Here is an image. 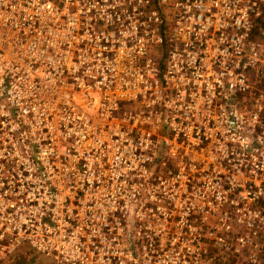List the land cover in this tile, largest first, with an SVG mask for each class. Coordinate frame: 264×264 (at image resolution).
<instances>
[{"label":"built area","instance_id":"1","mask_svg":"<svg viewBox=\"0 0 264 264\" xmlns=\"http://www.w3.org/2000/svg\"><path fill=\"white\" fill-rule=\"evenodd\" d=\"M261 18L264 0H0V264L24 244L51 264L177 253L191 189L219 190L220 229H264Z\"/></svg>","mask_w":264,"mask_h":264},{"label":"rangeland","instance_id":"2","mask_svg":"<svg viewBox=\"0 0 264 264\" xmlns=\"http://www.w3.org/2000/svg\"><path fill=\"white\" fill-rule=\"evenodd\" d=\"M89 97L94 102L98 100L97 93H92ZM85 109L91 115L96 114ZM218 194L219 190L213 189L177 191L174 207L180 212L176 217L185 218H179L175 223L177 230L174 234L177 242H184L183 245L177 246V253H143L134 250L132 246L129 249L131 252L124 254L126 261L130 260L131 264H250L253 258L256 261L251 264H264V229H258L251 237L248 236V230L239 224H232L228 230L220 229L219 209L211 201L212 198L217 201ZM190 208L198 211L195 217L188 214ZM188 224L192 227L187 226ZM184 234H188V238ZM239 235L248 236L249 243L237 241L236 237ZM129 238L121 241L126 249L131 243ZM139 242L143 241L140 239ZM27 246L28 244H24L21 250L3 264H51L50 260ZM107 257L104 253L96 255L95 262L105 264ZM111 261L115 262L113 254Z\"/></svg>","mask_w":264,"mask_h":264},{"label":"trees","instance_id":"3","mask_svg":"<svg viewBox=\"0 0 264 264\" xmlns=\"http://www.w3.org/2000/svg\"><path fill=\"white\" fill-rule=\"evenodd\" d=\"M261 28H264V18H261V19L258 21V25H257V27L255 28V31L258 32Z\"/></svg>","mask_w":264,"mask_h":264}]
</instances>
